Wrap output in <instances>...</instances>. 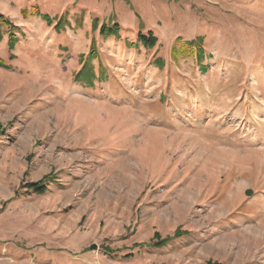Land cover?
I'll return each mask as SVG.
<instances>
[{
    "label": "rangeland",
    "instance_id": "obj_1",
    "mask_svg": "<svg viewBox=\"0 0 264 264\" xmlns=\"http://www.w3.org/2000/svg\"><path fill=\"white\" fill-rule=\"evenodd\" d=\"M0 15V264H264V0H0ZM91 48L89 86L73 75Z\"/></svg>",
    "mask_w": 264,
    "mask_h": 264
},
{
    "label": "trees",
    "instance_id": "obj_2",
    "mask_svg": "<svg viewBox=\"0 0 264 264\" xmlns=\"http://www.w3.org/2000/svg\"><path fill=\"white\" fill-rule=\"evenodd\" d=\"M37 12V10H36ZM44 19L48 20L47 15H44L43 17ZM0 22L4 23V27L8 28V31L11 30V25L7 27V25L9 24L8 21L5 19V17L3 15H0ZM60 22V21H59ZM99 22V18L98 17H94L92 19V29L95 30L97 28V24ZM59 24V23H58ZM2 28L0 27V37L2 35ZM121 30V26L117 23V22H112L111 25L110 24H105L104 22L101 23L100 27H99V33L103 36V37H108V36H114L116 34H118V32ZM10 33V32H9ZM10 46L12 47V39H14L13 36H11L10 38ZM138 42H140L143 46L145 47H152L155 45L157 38L153 35V33L151 31H148L146 34H142L141 32H138L137 34V39ZM136 43H130V46H135ZM199 44H197L196 46V51L198 53H200L199 55L201 56V49H199ZM10 49V47H9ZM199 49V50H198ZM97 56V52L91 48V50L89 51V53L87 54L86 57H84L83 59V66L82 68L76 72L73 76L75 80H82L84 79V68L90 66L91 64V60ZM12 55L9 56V58H11ZM0 65H5V63L3 62V60H1L0 58ZM25 186L29 189H31L34 193L37 194H41L46 190V185L43 183V181H38V182H28L25 184ZM175 236L180 235V233H176L174 234ZM172 237H166L164 239H162L161 237H159L158 233L155 232L153 235V238L151 240V243H149L152 246L155 247H161L163 244H165L166 242H168ZM90 249L94 248V245H90L89 247Z\"/></svg>",
    "mask_w": 264,
    "mask_h": 264
},
{
    "label": "crops",
    "instance_id": "obj_3",
    "mask_svg": "<svg viewBox=\"0 0 264 264\" xmlns=\"http://www.w3.org/2000/svg\"><path fill=\"white\" fill-rule=\"evenodd\" d=\"M64 22H65V19L64 18H62V20L60 21V26H62L63 24H64ZM112 22H114V21H112ZM118 23V22H117ZM144 26H145V28H144ZM144 26H143V28H141L140 30H135L136 31V39H137V34H138V32H141L142 34H146L148 31H151L152 33H153V35L156 37V35L154 34V32L152 31V28H151V26H149L148 24H144ZM147 26V27H146ZM136 27V28H135ZM135 29H137L138 28V21L136 22V24H135ZM143 29V30H142ZM143 31V32H142ZM145 31V32H144ZM217 32H218V30H217ZM57 33V32H56ZM52 34H54V32L52 33ZM58 34V33H57ZM54 36V35H53ZM221 36H220V32H219V38H220ZM53 38H56V40H58V38L56 37V36H54ZM157 38V37H156ZM215 39H219V38H216V37H214ZM67 41H72V34H68V36H67ZM66 39L63 37L62 38V40H65L66 41ZM137 44H140V45H142L141 43H137ZM136 44V45H137ZM170 44H171V42L168 44V45H166L165 47H167V49H169V46H170ZM134 46V48H131V49H134V50H137V51H140L139 50V46ZM142 47L143 48H149V47H145V46H143L142 45ZM165 47H164V49H165ZM165 51H163V53H164ZM202 54H203V52L201 53V56H202ZM98 56V55H97ZM86 57V56H85ZM170 58H172L171 56H170ZM173 60V59H172ZM153 61L156 63V65L158 66V67H162L163 65H164V60H163V58H161V57H156V58H154L153 59ZM82 66H83V61L81 62V64H80V67H79V69H78V71L82 68ZM101 67H102V65H99V68L101 69ZM95 70V66L92 64V61H91V64H90V66H88V67H85L84 68V79H82L85 83H87V84H89V86H92V85H94L95 83H94V81L96 80V79H98L97 78V74H96V72L94 71ZM77 71V72H78ZM153 74V73H152ZM78 81V80H77ZM206 87H208V85H205ZM171 87H174V86H171L170 84H169V88H171ZM186 96V95H185ZM186 107L187 108H189L188 106H187V104H186ZM171 110H172V112L173 113H175V114H177L178 115V113H177V111H176V109L175 108H171Z\"/></svg>",
    "mask_w": 264,
    "mask_h": 264
}]
</instances>
